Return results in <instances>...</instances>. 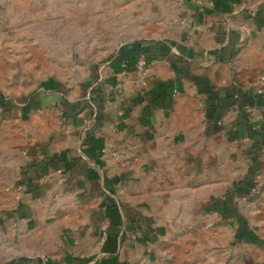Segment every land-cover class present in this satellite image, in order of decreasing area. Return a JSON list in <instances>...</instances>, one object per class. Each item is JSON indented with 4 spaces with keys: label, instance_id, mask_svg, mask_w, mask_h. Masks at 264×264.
<instances>
[{
    "label": "crops",
    "instance_id": "1",
    "mask_svg": "<svg viewBox=\"0 0 264 264\" xmlns=\"http://www.w3.org/2000/svg\"><path fill=\"white\" fill-rule=\"evenodd\" d=\"M157 3L83 94L0 93V264H150L264 202V0Z\"/></svg>",
    "mask_w": 264,
    "mask_h": 264
},
{
    "label": "rangeland",
    "instance_id": "2",
    "mask_svg": "<svg viewBox=\"0 0 264 264\" xmlns=\"http://www.w3.org/2000/svg\"><path fill=\"white\" fill-rule=\"evenodd\" d=\"M157 2L0 0V93L83 94L119 48L145 36L140 23ZM247 205L237 220L221 213L208 231L170 236L150 264H264V202Z\"/></svg>",
    "mask_w": 264,
    "mask_h": 264
},
{
    "label": "built area",
    "instance_id": "3",
    "mask_svg": "<svg viewBox=\"0 0 264 264\" xmlns=\"http://www.w3.org/2000/svg\"><path fill=\"white\" fill-rule=\"evenodd\" d=\"M153 64V62L147 61L143 56L136 58L137 71L140 73L141 77L144 76L148 68ZM142 84L144 82L142 81ZM256 92L262 94L264 92V76H261L258 80L256 86ZM111 155L114 158L121 157L125 164L131 163L132 160V147L129 143H124L121 145L120 149L113 150ZM15 264H50L46 257H31V258H19L16 260Z\"/></svg>",
    "mask_w": 264,
    "mask_h": 264
}]
</instances>
